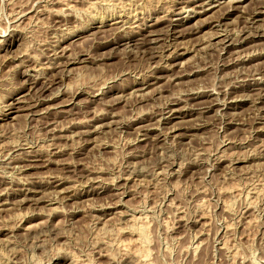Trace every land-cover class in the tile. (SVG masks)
<instances>
[{
  "label": "rangeland",
  "instance_id": "374dc122",
  "mask_svg": "<svg viewBox=\"0 0 264 264\" xmlns=\"http://www.w3.org/2000/svg\"><path fill=\"white\" fill-rule=\"evenodd\" d=\"M0 264H264V0H0Z\"/></svg>",
  "mask_w": 264,
  "mask_h": 264
},
{
  "label": "bare ground",
  "instance_id": "6f19581e",
  "mask_svg": "<svg viewBox=\"0 0 264 264\" xmlns=\"http://www.w3.org/2000/svg\"><path fill=\"white\" fill-rule=\"evenodd\" d=\"M232 2V1H231ZM57 3V2H56ZM217 3V2H216ZM236 3V2H235ZM238 3V2H237ZM225 4V3H224ZM234 4V3H233ZM90 5V4H89ZM235 6V5H234ZM68 7V6H67ZM232 7V11H235L237 8H233V6H231ZM231 7H229V8H231ZM258 7V6H257ZM261 7H262V5H261ZM175 9V8H174ZM241 9H243V8H241ZM202 10V9H201ZM256 10H257V8H256ZM73 11V10H72ZM245 11H247L246 9H245ZM245 11L243 12L244 14H246L247 16H245L246 18L245 19H249V20H254L257 16H258V14L259 13H256L255 11H254V9H253V11L251 12L250 11V13H245ZM203 12V11H202ZM207 12V11H206ZM206 12H204V13H206ZM209 12V11H208ZM231 12V11H230ZM194 13V12H193ZM201 13V12H200ZM224 14H226V13H224ZM230 14V13H229ZM198 15V14H197ZM204 15V14H203ZM61 16V15H60ZM224 16V15H223ZM63 17V16H62ZM240 18V17H239ZM162 20V19H161ZM179 22V21H178ZM247 22V21H246ZM177 26H181V25H177ZM153 27V26H152ZM149 28H151V27H149ZM99 32V31H98ZM101 32V31H100ZM143 32H149L147 35L150 37V36H152V33L151 32H153V31H151L150 32V30L149 31H143ZM213 36V35H212ZM228 37V36H227ZM143 39V38H142ZM141 39V40H142ZM147 39V38H146ZM145 39V40H146ZM139 40V39H138ZM137 40V41H138ZM145 40H142V41H140L141 43H139L138 45L140 46H142L143 45V43H145ZM148 40V39H147ZM146 40V41H147ZM223 40V39H222ZM222 40H220L221 42H220V44H222ZM149 41H150V39L148 40V43H149ZM229 41V40H228ZM223 42H225V41H223ZM232 44V43H231ZM144 46V45H143ZM230 46V45H229ZM233 46V45H232ZM146 47V46H145ZM147 48V47H146ZM153 56V55H152ZM151 59V58H150ZM259 65V64H258ZM152 74V73H151ZM154 78V77H153ZM157 79V78H156ZM62 94V93H61ZM259 94V93H258ZM260 96V95H259ZM262 96V95H261ZM259 98V97H258ZM12 107V106H11ZM16 108V107H15ZM18 110V109H17ZM161 118V117H160ZM159 121V120H158ZM96 129V128H95ZM156 129V128H155ZM53 178V177H52ZM60 179V178H59ZM124 180V179H123ZM57 181V180H56ZM59 181V180H58ZM60 181H62V180H60ZM15 183V182H14ZM19 185V184H18ZM129 242V241H128ZM134 242V241H133ZM122 243V242H121ZM127 243V242H126ZM124 245V244H123ZM134 252V251H133ZM144 257V256H143ZM140 258V257H139ZM146 258V257H145Z\"/></svg>",
  "mask_w": 264,
  "mask_h": 264
}]
</instances>
